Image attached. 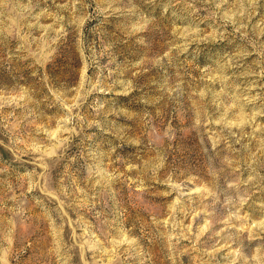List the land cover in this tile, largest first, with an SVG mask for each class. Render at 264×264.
<instances>
[{
  "label": "rangeland",
  "instance_id": "obj_1",
  "mask_svg": "<svg viewBox=\"0 0 264 264\" xmlns=\"http://www.w3.org/2000/svg\"><path fill=\"white\" fill-rule=\"evenodd\" d=\"M0 264H264V0H0Z\"/></svg>",
  "mask_w": 264,
  "mask_h": 264
}]
</instances>
